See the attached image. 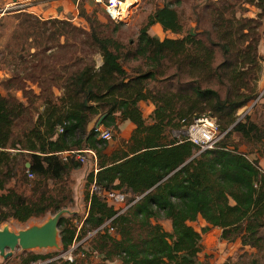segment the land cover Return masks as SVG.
Returning <instances> with one entry per match:
<instances>
[{"label":"trees","instance_id":"obj_1","mask_svg":"<svg viewBox=\"0 0 264 264\" xmlns=\"http://www.w3.org/2000/svg\"><path fill=\"white\" fill-rule=\"evenodd\" d=\"M183 1L157 2L135 41L111 34L118 33L120 22L106 32L103 12H87L80 3L82 23L15 14L5 50L11 56L9 43H19L13 60L27 72L14 73L7 83L26 101L0 92V224L25 223L62 207L64 187L56 191L49 183L82 165L64 160L71 149L94 151L97 171L88 174L86 186L95 183L102 192L85 195L88 209L78 232L61 217L62 250L112 218V232L97 230L78 245L74 253L84 251V257L59 258V264H83L87 258L100 259L96 264H196L202 234L215 227L221 240L239 242L238 256L264 250V167L250 149L260 145L255 153L264 157V129L251 113L240 119L236 113L258 95L264 0H197L188 28L181 19ZM156 23L165 32L162 38L148 33ZM141 101L154 105L150 122L142 117ZM202 114L216 119L222 136L215 147L198 152L181 131ZM102 115L100 125L113 132L119 119L135 124L125 149L105 152L107 140L94 131ZM20 122L26 127L17 135ZM233 133L249 151L239 149ZM23 156L25 175L19 178L17 159ZM22 184L29 194L19 190ZM109 191L124 194L130 205L118 213L102 195ZM199 219L206 225L200 223L197 231ZM49 256L23 251L18 264ZM231 256L221 264H242Z\"/></svg>","mask_w":264,"mask_h":264},{"label":"rangeland","instance_id":"obj_2","mask_svg":"<svg viewBox=\"0 0 264 264\" xmlns=\"http://www.w3.org/2000/svg\"><path fill=\"white\" fill-rule=\"evenodd\" d=\"M91 1H95V0H91ZM124 1L126 0H122V1L118 0V2H124ZM128 1H130V5L126 8L123 14L117 15L116 18H111L108 12H105V14L103 13H100V14H101L102 22L106 23L107 25L106 32H109V31L111 32L113 25L120 22V25L118 27L120 30L118 31V33L115 31V32H111V34H114L115 36L117 35L119 38L124 39L125 41H128V40L135 41L140 27L145 22L148 14H150L155 9V6L157 2H159V0H128ZM195 2H198V1L197 0H184L179 6L181 10V19L183 21L185 28H188L191 25L193 26V23L191 22L192 5ZM94 8L98 9L97 7H94ZM250 10L251 11H249L248 14L250 16H253L255 12V8H250ZM4 13L5 12L0 11V14H1L0 15V92L2 94L11 93L12 95H15L21 98L23 101H26V99L22 95L23 93L21 90H14L12 86L7 83V80L14 73L19 76H23L25 75V72L27 71L23 69L24 66L18 65L17 59L13 60V54L15 53V51L17 52L20 49L19 43H9L11 46V50H12L11 56L10 54H8V51L5 50L7 41H8L10 32H11L10 30L13 28V25L15 24V14L4 15ZM75 22L82 23L81 19ZM151 29L152 28L148 29V33L150 35H153L152 34L153 32H150ZM261 30H262L261 40L259 42L258 50H259V54L262 57V60H261L260 78L257 83V91H258L257 99L250 102V104H248L246 107L239 109L236 113H237V119L242 118V116L246 113L247 114L251 113L250 115L251 120L258 123L264 129V17H263V25H262ZM160 37L162 38V36ZM4 57H7V58L4 59ZM94 59L97 65L100 63V60H102L99 54H95ZM137 63L138 62H134L133 65H136ZM14 64H16V66H14ZM25 86L31 89L35 88V84L29 81L25 83ZM40 109L41 108L39 107V110ZM30 114L33 117L32 118L33 120L36 116L34 115L35 112L30 111ZM24 127H26V124L21 123V122L16 126L15 132H18L17 135L20 133L21 130L24 129ZM113 133L114 132L112 131V136H113ZM232 138L236 142L237 141L239 142V149L241 151H244V152L249 151L248 144L245 143L241 139L238 133H233ZM257 147H260V145H257V146L254 145L250 147V149H253L254 151L251 157L259 158V160H261L260 164L263 165L264 167V157L258 156V154L255 153L256 152L255 149L256 150L258 149ZM261 151L264 152V147L262 148ZM24 160H27L26 156H23L22 158L18 157L17 159L18 163H17L16 176L19 178H23V175H25V169L23 165ZM81 164L82 165L78 167L77 169H73L72 171H70V173L67 174L61 181H58L57 183H49L50 189H53L56 191L60 186L64 187V195H66V197L62 198V207L60 209L65 208L69 210V212L64 213L63 216L70 219V224L76 227L77 232L80 230L83 220L87 214L88 202L85 199V195L87 193H91V187H90L91 185L86 186V179H87L88 174L91 171H94V164L92 161L88 163H81ZM14 184H15V179L11 180L10 182V185H14ZM25 186H26L25 184H22L21 186H19L20 187L19 190L20 191L23 190L25 193L29 194L28 187H25ZM54 213L55 211L54 212L49 211L43 217L31 218L25 223H18L14 220H10L6 223L0 224V227L7 225L11 230L17 231L19 229L26 228L32 224H41ZM160 221L164 225V227L167 226L166 229H170L169 221L165 219H161ZM194 226L197 231H200V229L202 228L199 222L194 223ZM78 240L79 238H77L75 242L77 243ZM60 250H62L61 245H60V249L36 248V249L30 250L28 252L38 253L42 255H50L49 257L45 259H38L37 261L32 262L31 264H50V262L52 261H55L56 264H59L60 261L64 259L58 260L54 258L58 256V253L60 252ZM22 252L23 251L20 248H16L12 252V255L10 257L3 259L0 256V264H18L20 261L19 256L22 254ZM77 256L78 255H76L73 252V257L78 258ZM232 256H235L233 258L235 259L234 261L237 260V262H241L242 264H264V250L255 253V249H254V250L243 253L242 256H238V250L236 251L234 250V254ZM78 261L80 262L81 260L78 259ZM99 261L100 259L87 258V260L83 261V264L85 263L86 264H96V262H99Z\"/></svg>","mask_w":264,"mask_h":264},{"label":"crops","instance_id":"obj_3","mask_svg":"<svg viewBox=\"0 0 264 264\" xmlns=\"http://www.w3.org/2000/svg\"><path fill=\"white\" fill-rule=\"evenodd\" d=\"M161 1L163 0H159V2ZM78 3H80L87 12L91 11L94 7H97L105 13L103 0H0V11L5 12L4 15L27 12L41 20L58 18L78 21L80 20L77 16ZM150 28H152L150 32H153V35L151 36L161 38L160 36L163 37L165 34L158 23L150 26ZM166 35L170 34L166 32ZM34 90L38 92L36 85ZM56 94H59V91H56ZM139 108L142 117L146 122H150V115L154 109V105L151 102L141 101L139 103ZM134 129L135 124L132 121L128 119H119L118 131H114L112 138L107 140L105 152L109 154L118 148L125 149L126 147L124 148V144H129ZM200 223L202 226L206 225L205 221L200 220L199 224ZM220 234L221 229L218 227L211 228L202 234L203 249L198 254L197 259L199 261H197L196 264H201L204 260H207L206 262H208V264H221L223 261H227L228 257L234 253V250H236L237 247H239L238 241L234 243H226L224 240L220 239Z\"/></svg>","mask_w":264,"mask_h":264},{"label":"built area","instance_id":"obj_4","mask_svg":"<svg viewBox=\"0 0 264 264\" xmlns=\"http://www.w3.org/2000/svg\"><path fill=\"white\" fill-rule=\"evenodd\" d=\"M112 8H120L118 0H116V2H114V0H107L104 5L105 12H108L111 18H116L114 17ZM58 131L60 132L62 131V129L59 128ZM94 131L99 139L106 141L112 137V130L110 128L99 125L95 126ZM181 132L187 138V140L191 141L198 148V152L204 151L206 149H212L213 147H215L218 140L222 136V133L219 132V127L218 123L216 122V119L210 115L205 114L195 117L193 119V122L187 127H185ZM63 156L64 160H67L68 157H71L74 160L79 161L80 163H88L92 161L94 164V172L97 171L96 156L94 151L91 149H71L69 151L64 152ZM26 172L29 177L32 176L31 172H29L28 170ZM91 192L100 194L102 191L95 183H92ZM102 195L104 199L106 198L108 201H110V203L120 208L118 210V213H121L130 205V203H126L125 196L122 193L109 191L106 193H102ZM111 219L104 222L94 231L88 232L87 235L77 243L74 241L73 244L66 251L60 250L58 256H56L54 259L62 258L67 259L69 261H73V252L78 248V245L83 243L84 240L93 235L97 230H103L105 227H109V221ZM108 230L109 232H112L113 228L109 227ZM77 255L79 257H84L85 252L78 251Z\"/></svg>","mask_w":264,"mask_h":264},{"label":"water","instance_id":"obj_5","mask_svg":"<svg viewBox=\"0 0 264 264\" xmlns=\"http://www.w3.org/2000/svg\"><path fill=\"white\" fill-rule=\"evenodd\" d=\"M102 60H100V65ZM102 115L95 126H99L103 119ZM29 165L28 163L26 164ZM68 209L62 208L48 217L41 224H32L17 231L11 230L7 225L0 227V256L6 259L12 255L16 248L22 251H30L36 248L60 249L59 243V220Z\"/></svg>","mask_w":264,"mask_h":264},{"label":"bare ground","instance_id":"obj_6","mask_svg":"<svg viewBox=\"0 0 264 264\" xmlns=\"http://www.w3.org/2000/svg\"><path fill=\"white\" fill-rule=\"evenodd\" d=\"M114 2H116L114 0ZM120 8L116 9V8H112L113 14L116 17L119 14H123L126 10V8L130 5V1L126 0L124 2H119ZM119 10V12H118Z\"/></svg>","mask_w":264,"mask_h":264},{"label":"clouds","instance_id":"obj_7","mask_svg":"<svg viewBox=\"0 0 264 264\" xmlns=\"http://www.w3.org/2000/svg\"><path fill=\"white\" fill-rule=\"evenodd\" d=\"M120 1V0H119ZM105 5V4H104Z\"/></svg>","mask_w":264,"mask_h":264}]
</instances>
